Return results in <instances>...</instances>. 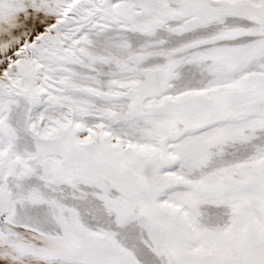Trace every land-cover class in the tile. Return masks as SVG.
<instances>
[{"label":"snow or ice","instance_id":"1","mask_svg":"<svg viewBox=\"0 0 264 264\" xmlns=\"http://www.w3.org/2000/svg\"><path fill=\"white\" fill-rule=\"evenodd\" d=\"M0 264H264V0H0Z\"/></svg>","mask_w":264,"mask_h":264}]
</instances>
